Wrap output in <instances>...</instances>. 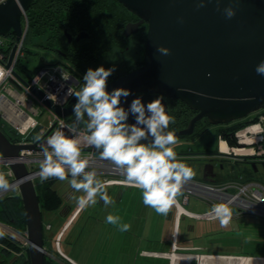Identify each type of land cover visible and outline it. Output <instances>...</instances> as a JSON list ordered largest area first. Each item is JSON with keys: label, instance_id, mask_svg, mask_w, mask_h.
Wrapping results in <instances>:
<instances>
[{"label": "water", "instance_id": "95a60500", "mask_svg": "<svg viewBox=\"0 0 264 264\" xmlns=\"http://www.w3.org/2000/svg\"><path fill=\"white\" fill-rule=\"evenodd\" d=\"M32 1L0 3V37H6L11 31L15 35L5 67L25 87L29 85L14 71L12 61L16 45L26 30L22 17ZM116 1L139 19L126 24L124 36L147 23L140 66L107 82L109 92L120 87L131 91L127 102L122 98L125 109L136 97L146 105L163 95L167 112L169 99L184 103L195 114L186 127L174 131L177 138L191 135L196 123L203 118L212 126L226 125L264 109V75L256 72L257 65L264 61V0H204V7H198L200 0ZM228 7L236 12L231 19L224 14ZM84 37L86 33L81 32L75 40ZM67 39L70 42L72 38L67 34ZM160 46L170 49V55L157 52ZM71 78L77 89L79 80L72 75ZM29 89L58 117L73 114L75 96L67 106L61 107L37 87ZM128 122H135L131 115ZM33 148V145L12 143L0 129V157L16 158L21 151ZM250 166L254 172L258 171L256 163L251 162ZM10 168L14 180H21L30 172L23 164H11ZM260 168L264 171V162ZM214 176L213 164L206 161L202 179ZM19 197L25 213L29 264H44L47 250L41 212L35 186L30 180L20 182Z\"/></svg>", "mask_w": 264, "mask_h": 264}, {"label": "clouds", "instance_id": "9594fccd", "mask_svg": "<svg viewBox=\"0 0 264 264\" xmlns=\"http://www.w3.org/2000/svg\"><path fill=\"white\" fill-rule=\"evenodd\" d=\"M198 7H204V0H200ZM224 14L231 19L236 12L228 7ZM157 52L170 55V49L163 46L158 47ZM114 71V68L105 69L103 66L89 68L83 76L81 88L70 93L76 98L73 123L66 125L61 121L60 128L46 140L43 129L33 137L41 148L39 178L41 182L50 178L67 180L74 193H81L72 197L81 209L96 205L97 198L105 207L114 205L115 201L107 192L110 182L98 179L95 171L87 170L89 157L95 153L83 156L82 147L94 148L119 170L124 177L123 185L141 191L146 207L166 216L176 198L182 195L183 185L195 175L192 168L178 158L174 149L178 140L175 132L169 130V125L175 123V117L168 114L163 95L146 105L136 97L125 109L122 98L127 102L131 91L122 87L110 92L107 90L108 78ZM256 72L264 75V61L257 65ZM130 115L134 123L128 122ZM64 128L71 135H67L62 130ZM10 187L6 174L0 171V192ZM210 214L219 220L221 227H226L232 219V209L225 203L214 204ZM105 222L118 227L121 232L131 227L112 214L107 215Z\"/></svg>", "mask_w": 264, "mask_h": 264}, {"label": "built area", "instance_id": "2783aa9c", "mask_svg": "<svg viewBox=\"0 0 264 264\" xmlns=\"http://www.w3.org/2000/svg\"><path fill=\"white\" fill-rule=\"evenodd\" d=\"M4 0H0V3ZM26 27V26H25ZM22 41L16 45V51L13 57L12 65L14 66L18 55H21ZM4 41L0 37V121L1 125L9 128L15 133L14 144L33 145V149L23 150L16 158L0 157V165L5 167L3 171L11 187L7 191L0 192V198L10 195L19 196V184L24 180H30L33 184L37 182L39 175V163L42 159L40 145L34 142L33 137L41 131H44V139L60 128L61 121L64 124H71L68 117H58L50 111L42 100L38 99L31 91L30 87L40 89L46 98L51 99L57 105L67 106L73 97L71 92L76 91V86L71 78V74L62 65H47L37 70L28 83V87L23 86L5 67L8 54L3 53ZM64 76L67 79H64ZM49 117L48 127H42L41 121L38 120L43 114ZM254 119L246 123L243 127L238 128L231 134L234 144H228V141L218 135L216 139L217 153L214 156V166L225 164L233 167L230 171L223 172V177L217 178L216 181H203L192 179L185 183L181 189V199L184 204L189 201V196L200 198L209 206V210L204 213H193L186 210L183 205L176 199L174 204L175 215L174 221L176 225L181 217L185 216L192 219L211 220L215 219L211 213L214 204L225 203L229 207L234 208L235 212L232 216L250 214L254 217L264 219V177L258 176L257 172L249 174L243 169L238 170L236 163H245L250 166L251 162L259 165L264 162V112L261 110L252 114ZM81 128L84 125L80 126ZM67 135H71L67 128L62 129ZM43 142V141H42ZM41 142V143H42ZM224 144L227 147L226 152L220 149ZM242 149V151H238ZM89 153H95L89 157L88 171H95L98 179L109 181L108 186L118 185L125 186L121 182L124 177L119 170L108 160L103 159L94 148L82 147V155L88 156ZM232 155V156H231ZM11 164H23L30 172L21 180H14L11 171ZM234 171V172H233ZM260 171L261 168H260ZM231 173V174H230ZM264 175V171H262ZM35 186V185H34ZM127 187V186H126ZM44 230L50 229L49 223H43ZM14 237L27 246L25 241L26 231L23 234L17 233ZM60 235L55 237L54 245L56 252L63 259L65 264H77L72 259L65 257L59 251ZM182 248L178 246L177 239L171 241L170 252L165 256L167 264H176L177 261L187 260L193 264H201L209 258H226L236 257L238 255H213L204 253H195L193 255H184L178 253ZM241 257V256H239ZM243 257V256H242ZM250 257V256H246Z\"/></svg>", "mask_w": 264, "mask_h": 264}, {"label": "trees", "instance_id": "16d2710c", "mask_svg": "<svg viewBox=\"0 0 264 264\" xmlns=\"http://www.w3.org/2000/svg\"><path fill=\"white\" fill-rule=\"evenodd\" d=\"M130 15L116 0H33L25 16L22 17V25L26 26V30L21 44V55H18L13 69L26 82H29L37 70L47 65L59 64L76 76L80 86L89 68L95 66L100 60L109 58L119 47L125 46L123 45L126 40L123 29ZM81 32L86 33V37L76 41V35ZM67 34L72 38L70 42H68ZM2 39L5 45L3 53L6 55L15 42V35L11 31ZM30 47L34 50L29 49ZM36 49L44 51L47 57L53 53L60 59L47 64L43 60L45 55ZM137 65L138 61L128 62L122 56L108 60L104 68H114L115 71L107 82L133 70ZM167 102L168 114L175 117V123L169 125L170 129L176 131L186 127L194 112L180 101L169 99ZM253 119V115H250L240 121L218 125L211 132L215 140L218 135H222L228 144L232 145L234 140L231 134ZM206 127H212V125L198 121L191 135L177 138V140H193ZM0 129L11 142L17 140L15 133L1 125V121ZM187 149L183 151L184 154L192 155L190 154L191 146ZM243 170L246 171V169ZM250 170L249 174H253V169L250 168ZM50 182L52 178L35 186L41 212L44 246L47 241L54 240V238H48L50 234L46 236L44 234L46 230L43 227V220L48 222L50 218V215L46 217V214L60 212L65 207L62 197L48 186ZM40 188L41 192H39ZM0 222L11 226L20 234L26 231L24 208L18 195L0 198ZM0 233H2L0 235V255H12L13 261L17 257L23 259L22 264H29L27 246H24L18 239L6 235L1 229ZM46 250L47 253L53 251V249ZM0 264H6V260L2 257H0ZM44 264L65 263L64 261L59 263V260L55 262L45 255Z\"/></svg>", "mask_w": 264, "mask_h": 264}, {"label": "rangeland", "instance_id": "374dc122", "mask_svg": "<svg viewBox=\"0 0 264 264\" xmlns=\"http://www.w3.org/2000/svg\"><path fill=\"white\" fill-rule=\"evenodd\" d=\"M29 49L34 50V48L30 47ZM144 50V45L138 40L137 38H132L128 40L123 47H119L114 51V53L109 57L100 60L99 63H97L95 66L91 67L92 69H96L100 66L105 65V63L117 56L124 57L128 62L133 61H139L142 58ZM39 53L45 55V52H41L38 49H36ZM60 57L50 53L49 57L45 55L43 57V60H45V63H50L52 61L59 60ZM84 83V81H83ZM83 83L78 86V90L81 88ZM262 112H264V109H261ZM1 119V118H0ZM70 119V122L73 123L75 120L74 113L71 115V117H68ZM85 119H87L85 117ZM38 120L41 121L42 127L46 128L49 125V117L45 113L38 117ZM218 125H214L210 127L207 131L202 132L198 137H196L193 140L186 141V140H178V143L174 146L176 151H185L189 146H191L190 154L189 156L198 157L197 154H211L215 153L217 151L216 146V140L213 137V134L211 131L214 130V128ZM188 152V149H187ZM187 156V155H186ZM204 158H194L191 160H184L188 166H190L195 173L194 176H200L198 175L199 172L202 173L203 166H204ZM236 166L238 170L246 169V172L249 173L250 167L247 164H242L237 162ZM233 167H228L227 164H225V171H230ZM5 167L0 165V171H4ZM215 172L217 173V178L223 177L224 170L215 169ZM234 172V171H233ZM258 176L264 177L262 175V171L258 172ZM231 174V173H230ZM51 179V178H50ZM70 179V177H69ZM38 181L35 182V186L38 185L41 180L40 178L37 179ZM200 180V179H198ZM47 186V185H46ZM48 186L54 190L62 197L63 206L65 207H74L76 205L75 200L72 198L74 195L78 196L81 195V193H74V190L70 187L67 180L60 181L58 179L52 178V182L48 184ZM41 192V188L39 190ZM183 207L193 213H204L205 211L209 210V207H204L203 202L200 198H197L195 196H189V201L187 204H184L181 199V195H179L176 198ZM22 203V202H21ZM95 206V205H94ZM90 207V206H89ZM88 207V208H89ZM231 208V207H230ZM232 209V213L235 212L234 208ZM64 211V208H62L61 213ZM59 212H54L52 214H46V217L50 215V218H48L49 223L54 227V225L57 224V220L59 218ZM66 217H63L60 219V223L64 222ZM45 220V219H44ZM43 220V221H44ZM98 220V211L97 208L94 211L93 218L89 220L88 222V231L90 230V225H95ZM181 222L176 225L175 221V232L172 233L171 238L169 239L170 242L176 237V239H179V242H182V239L185 238L186 241L190 244H199V245H208L209 247L213 248V251L216 250L218 253L223 254L222 252L231 253L232 255H238V256H252V257H264V219H260L257 217H254L250 214H242V215H236L232 216V219L230 223L226 227H221L218 219H211V221L206 220H199V219H190L188 217H181ZM75 226L71 227L69 231L66 233L65 237H63L62 242H65V239L68 235H70ZM0 229L8 236L17 237V233L11 226L7 224H2L0 222ZM159 231H161L160 235L164 238H168V231L166 227L161 226L157 227ZM54 229H51L53 231ZM179 230V232H178ZM50 229L45 231V236L48 234H51ZM174 231V230H173ZM178 235V236H177ZM55 239V238H54ZM55 241V240H54ZM54 244V243H53ZM55 248V245H54ZM53 249L52 252L47 253V256L54 255L56 256V249ZM210 249V248H209ZM208 250L203 249H189L185 252H191V253H204ZM221 254H213V255H221ZM54 256L50 257L55 262H58V259H56ZM3 260H6V264H22L23 259L15 258V260H12V255H0ZM12 260V261H11ZM91 260V258L89 259ZM248 260V259H247ZM158 261V260H157ZM155 261V264H158V262ZM152 264V259L149 258L148 261H140L137 259L135 261L134 258L127 259L126 257H121L116 252H111L101 258L96 259L94 264ZM242 264L239 262L238 258L235 257H228V258H212L207 259L204 261V264ZM162 264H167V259L162 261ZM248 264H264V258L260 259H250L248 260Z\"/></svg>", "mask_w": 264, "mask_h": 264}, {"label": "crops", "instance_id": "0c3cea01", "mask_svg": "<svg viewBox=\"0 0 264 264\" xmlns=\"http://www.w3.org/2000/svg\"><path fill=\"white\" fill-rule=\"evenodd\" d=\"M194 158L198 157L185 155V160L187 161ZM198 175L200 176H194L193 179H201V172H199ZM107 192L115 201L114 205L105 207L103 201L97 198V204L95 206H90L89 208L81 209L77 204L74 207H64V211L62 213L61 211L59 212V218L54 227L49 221L45 222L50 224V231L51 229H54L51 231V234L48 235V238L51 237L53 239L57 235H60L58 244L59 251L65 257L72 259L77 264H94L96 259L111 252H116L121 257H126L127 259L134 258L135 261L137 259L140 261H148V259L151 258L153 261L152 264H155V261L157 260L158 264H162V261L166 260L165 256L171 249V242L169 239L171 238L172 233L174 234L175 232L174 205L165 216L157 214L153 209L146 207L143 204L141 191L139 189L112 185L107 187ZM203 206L206 208L209 207L206 203H203ZM96 208L98 211V220L94 223V226L90 225L91 228L88 231L87 224L90 218H93ZM109 214L119 216L122 223L130 224V230L121 232L118 227L106 223V217ZM63 217H66V219L64 222L60 223V219ZM180 222L181 220H179V223ZM72 226H75L73 232L66 237L65 242H62L63 237H65L66 233ZM159 226H161V229L162 227L167 228V239L165 238L164 240L160 235L161 231L157 229ZM85 228L87 229L85 230ZM185 241L186 239L183 238L182 242H179V239L177 238V244L182 248L178 252L180 254H195L185 252L189 249L208 250L207 252H204V254H221L216 250L213 251V248L206 244H190ZM53 243L54 240L47 241L45 246L47 247L46 249L54 248ZM54 249H56V247ZM222 253L223 254L221 255H232L231 253ZM59 254L60 253H56V256L51 255L50 257L54 256L59 260V263H62L63 259ZM90 258L91 260H89ZM235 258L246 259L244 263L248 264V260L250 259H260L264 257L236 256ZM144 264H146V262ZM176 264L193 263L187 260H180L177 261ZM201 264H204V261H202Z\"/></svg>", "mask_w": 264, "mask_h": 264}, {"label": "flooded vegetation", "instance_id": "af4514ba", "mask_svg": "<svg viewBox=\"0 0 264 264\" xmlns=\"http://www.w3.org/2000/svg\"><path fill=\"white\" fill-rule=\"evenodd\" d=\"M129 14H131L130 16H129V20L126 22V24L127 23H136L139 19H138V17H136L134 14H132V13H130L128 10H126ZM126 24H125V26H126ZM125 26H124V29H125ZM124 29H123V32H124ZM146 33H147V23L146 22H144V23H142V24H140L139 26H138V29H137V31L136 32H134V33H132V34H130L129 36H124V38L126 39L125 40V43L123 44V45H125L126 44V42L128 41V40H130V39H132V38H137L138 40H140V42L143 44V45H145V40H146ZM124 35V34H123ZM4 41V40H3ZM143 52H144V50H143ZM142 58H143V54H142ZM142 58H141V60H139L138 61V65L135 67V68H137L138 66H140V64H141V62H142ZM134 68V69H135ZM71 74V73H70ZM72 76H74L75 78H76V76L75 75H73V74H71ZM194 112V111H193ZM194 114H195V112H194ZM200 121H202L204 124L205 123H207L208 124V122L206 121V119H201ZM209 125V124H208ZM205 126V125H204ZM211 126V125H210ZM208 129H210V127H206V128H204V130H203V132L204 131H207ZM175 149V148H174ZM176 151V150H175ZM176 153H177V155H178V158H180L181 160H185V152H183L182 150H180V151H176ZM198 155V157L199 158H204V163L206 162V161H210L212 164H213V171H214V173H215V176L213 177V178H211V177H206V178H204V179H202V175H203V170H202V173H201V179L200 180H203V181H216V179H217V173L215 172V169H220V167H221V169L220 170H223L224 169V167L220 164V165H218L217 167H215L214 166V156H213V154L211 153V154H209V155H207V154H197ZM243 164H245V163H243ZM257 169H258V172L260 171V166L259 165H257ZM43 223H45L44 221H43Z\"/></svg>", "mask_w": 264, "mask_h": 264}, {"label": "bare ground", "instance_id": "6f19581e", "mask_svg": "<svg viewBox=\"0 0 264 264\" xmlns=\"http://www.w3.org/2000/svg\"><path fill=\"white\" fill-rule=\"evenodd\" d=\"M220 149H221L222 151L226 152L227 147H225L224 144H222L221 147H220ZM238 151H242V149H240V150H238ZM238 259H239V262H241L242 264H245L244 262H245L246 259H242V258H238Z\"/></svg>", "mask_w": 264, "mask_h": 264}]
</instances>
